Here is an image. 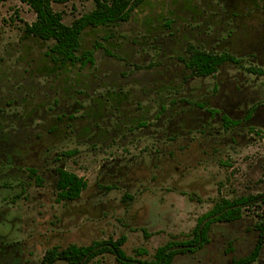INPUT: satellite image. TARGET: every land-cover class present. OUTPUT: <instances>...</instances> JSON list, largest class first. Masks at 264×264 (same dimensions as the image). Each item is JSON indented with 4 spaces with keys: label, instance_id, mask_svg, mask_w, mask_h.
I'll return each instance as SVG.
<instances>
[{
    "label": "rangeland",
    "instance_id": "rangeland-1",
    "mask_svg": "<svg viewBox=\"0 0 264 264\" xmlns=\"http://www.w3.org/2000/svg\"><path fill=\"white\" fill-rule=\"evenodd\" d=\"M52 6L70 25L95 5ZM35 19L18 0L0 5V264H41L53 246L122 235L127 255L150 260L222 199L264 193L262 0H146L127 23L84 31L95 58L86 67L59 68L53 41L22 39ZM187 46L239 62L196 77L180 60ZM58 169L87 181L80 199L56 201ZM258 215L263 203L214 223L209 243L174 264L247 256Z\"/></svg>",
    "mask_w": 264,
    "mask_h": 264
},
{
    "label": "trees",
    "instance_id": "trees-1",
    "mask_svg": "<svg viewBox=\"0 0 264 264\" xmlns=\"http://www.w3.org/2000/svg\"><path fill=\"white\" fill-rule=\"evenodd\" d=\"M11 0H0V5ZM27 5L36 15L32 23H24L22 39L36 38L44 42L53 41L54 44L47 52L51 61L63 68L66 65L86 67L95 62L93 51L82 50L81 37L88 28H113L119 24L130 21L131 13L139 8L146 0H93L94 8L90 12L75 18L70 25L63 22L60 12L53 9L52 4H64L73 0H18ZM263 8H264V0ZM17 12V11H16ZM110 55L109 51H106ZM188 57L180 60L185 67L197 77L214 76L219 68L226 64H238V60L232 55L207 52L196 49L194 46L187 48ZM253 73L263 74L262 71L251 70ZM227 121V119H226ZM234 123V122H233ZM37 175L36 171L31 172ZM56 191L58 203L72 202L80 199L87 189V181L74 173L64 169L57 170ZM38 179V177H37ZM263 203L264 193L256 196L239 197L234 200L222 199L213 209L202 215L197 220L190 238L185 241H168L157 248L152 259H135L125 252L123 246L127 237L122 235L117 239L109 238L102 241H93L89 245L70 244L64 248L53 246L46 250L41 264H90L107 254L115 257L119 264H174L178 255L193 254L209 243V233L212 225L217 222L231 223L242 218L244 210ZM259 221L254 229L257 232L255 245L245 257L235 258L231 264H254L264 248V219L258 215ZM147 255L144 249H138L136 256Z\"/></svg>",
    "mask_w": 264,
    "mask_h": 264
},
{
    "label": "flooded vegetation",
    "instance_id": "flooded-vegetation-1",
    "mask_svg": "<svg viewBox=\"0 0 264 264\" xmlns=\"http://www.w3.org/2000/svg\"><path fill=\"white\" fill-rule=\"evenodd\" d=\"M188 47H189V46H187L186 49H185V50H186V53H187V48H188ZM195 48H196V47H195ZM196 49H198V48H196ZM196 77H197V76H196Z\"/></svg>",
    "mask_w": 264,
    "mask_h": 264
}]
</instances>
